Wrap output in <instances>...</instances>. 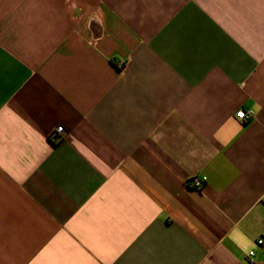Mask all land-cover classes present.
<instances>
[{"label":"crops","instance_id":"0c3cea01","mask_svg":"<svg viewBox=\"0 0 264 264\" xmlns=\"http://www.w3.org/2000/svg\"><path fill=\"white\" fill-rule=\"evenodd\" d=\"M260 239L264 0H0V264H264Z\"/></svg>","mask_w":264,"mask_h":264},{"label":"built area","instance_id":"2783aa9c","mask_svg":"<svg viewBox=\"0 0 264 264\" xmlns=\"http://www.w3.org/2000/svg\"><path fill=\"white\" fill-rule=\"evenodd\" d=\"M236 117L237 119H239L241 122H247L250 117H251V114H248L247 112L241 110L239 112H237L236 114ZM64 128L62 126H58L54 132H52V139L56 140V141H60L62 139V137L64 136ZM194 186L196 187H201L202 185V182L200 180H197L196 182H193ZM257 245L258 246H263L264 245V240L263 239H260L257 241ZM255 252L254 251H251L248 255V259H249V263L250 264H254L255 263Z\"/></svg>","mask_w":264,"mask_h":264}]
</instances>
